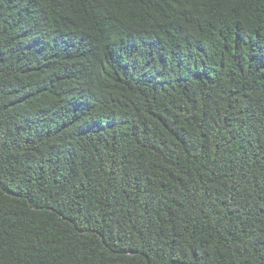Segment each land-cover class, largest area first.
Listing matches in <instances>:
<instances>
[{
	"label": "trees",
	"instance_id": "1",
	"mask_svg": "<svg viewBox=\"0 0 264 264\" xmlns=\"http://www.w3.org/2000/svg\"><path fill=\"white\" fill-rule=\"evenodd\" d=\"M0 264H264V0H0Z\"/></svg>",
	"mask_w": 264,
	"mask_h": 264
}]
</instances>
